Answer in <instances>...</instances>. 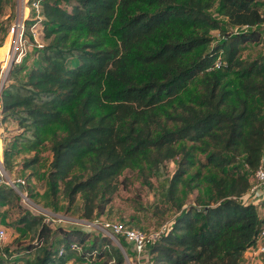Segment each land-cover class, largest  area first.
Masks as SVG:
<instances>
[{
    "label": "trees",
    "instance_id": "16d2710c",
    "mask_svg": "<svg viewBox=\"0 0 264 264\" xmlns=\"http://www.w3.org/2000/svg\"><path fill=\"white\" fill-rule=\"evenodd\" d=\"M42 1L37 62L23 75L25 66L12 67L0 93L1 123L12 119L22 129L4 161L22 147L33 152L24 167L38 163L48 143L52 198L61 192L69 207L79 197L88 220L104 212L125 169L148 184L153 176L177 213L167 231L147 239L144 264H244L264 223L241 199L264 154V55L241 51L260 39L264 0ZM225 24L247 28L226 33ZM211 30L221 33L215 42ZM177 157L169 175L167 162ZM183 186L202 191L186 203ZM11 197L18 194L1 184L0 205ZM17 222L47 243L24 264H86L80 258L94 256L123 264L134 256L111 227L114 238L100 229L88 243L92 228L83 223L54 231L27 210ZM5 250L0 264L19 260Z\"/></svg>",
    "mask_w": 264,
    "mask_h": 264
},
{
    "label": "rangeland",
    "instance_id": "374dc122",
    "mask_svg": "<svg viewBox=\"0 0 264 264\" xmlns=\"http://www.w3.org/2000/svg\"><path fill=\"white\" fill-rule=\"evenodd\" d=\"M21 6V0H8L0 13V64L2 63L9 46L10 26L15 17L19 15ZM28 11L29 3L26 5L25 13L27 14ZM210 11L214 16L223 19L222 16L218 15L215 7H213ZM262 11L264 12V5L262 6ZM224 27L226 28V33H235L243 28H247L246 26L237 28L229 24H225ZM258 29L261 33L259 41L256 43L248 42L245 44L241 51L242 56L252 57L259 53L264 55V22L258 26ZM210 34L213 36V42L221 36V33L218 30H211ZM4 47L7 49H5L3 57L1 58V51ZM36 53L37 52L34 53V51H32L30 57L36 55ZM36 62L37 60L33 63ZM18 65L25 67L28 66L24 60ZM12 67H17V65H12L9 68V71ZM8 79L9 78L7 76L6 80ZM11 80L12 79H9V81ZM21 130L22 129L19 128L15 120L6 119L2 123L0 121V156L2 157L4 168L9 177L20 176L25 179L26 184L23 189L29 192L28 196L30 199L28 202L24 201L19 193V190L9 185L13 191L18 194V197H11L12 200H10L11 202L9 204L0 205V225L3 226L7 232V237L0 244V252H6L5 248L8 250L12 249L11 251L15 252L16 255H10L9 259L20 257L18 261L13 260V264H24L23 259H32L34 253L38 251L39 248H42V245L47 244L45 241L40 244L39 237H31V232L23 227V225L18 224L17 218L23 211L27 210L29 213L42 215L44 220L52 226L54 231L58 226L80 227L84 222L83 220H88L84 216L82 201L79 197H77L74 204L69 207L66 206V199L63 197L61 192H58L54 199L52 198L48 188L46 175V169L50 158L48 143L42 145L41 159L38 163L32 164L33 168L29 166L26 169V167H24V156L19 155L20 153H15L14 155H12V153L9 158V162L7 163L4 161V149H14L13 147L16 144L13 143V136L18 134ZM21 153H23V151H21ZM201 157L203 156L201 155ZM178 160L179 158L177 157V159L169 160L167 162L169 175L177 169ZM148 178L150 180V184L145 181L146 177L139 174L136 169H125L119 175V186L111 197L109 203L106 205L104 212L102 214L94 215L92 219L98 217L100 221L122 222L141 229L147 236H151L158 231L163 223H171L177 212L175 209L171 208L170 203L164 200L161 196V187L155 177L149 176ZM5 185L7 184L5 183ZM183 187L186 189V194L184 195L186 203H191L197 196V193H201L202 191L201 187H194L193 190L187 186ZM34 203L36 205H40L42 208L36 207ZM92 219H90V221H93ZM90 233L91 237H89L88 243L92 242L94 236L102 235L100 228L96 226L92 227ZM109 233V236L113 238L112 232L109 231ZM30 244H35L36 247L29 252L25 251L26 246ZM144 257H147V254H145ZM21 258L23 259L20 260ZM132 258L133 256L126 255L123 264H144L145 262H137V260ZM85 259L86 261H81ZM85 259L81 257L80 262L86 264H102L105 257L94 256L93 259ZM107 264L114 263L108 260Z\"/></svg>",
    "mask_w": 264,
    "mask_h": 264
},
{
    "label": "built area",
    "instance_id": "2783aa9c",
    "mask_svg": "<svg viewBox=\"0 0 264 264\" xmlns=\"http://www.w3.org/2000/svg\"><path fill=\"white\" fill-rule=\"evenodd\" d=\"M22 6L18 16L15 17L10 26V42L5 54V57L0 64V93L6 77L8 75L9 68L12 65L19 64L23 61L24 57L28 54L30 48H42L44 45V14H43V1L42 0H21ZM29 3V11L26 14V5ZM7 184L15 187L19 190L24 201H29L27 190H24L26 181L20 176L9 177L7 174L2 157L0 156V185ZM242 201L255 204L264 218V162L258 166L253 174V180L247 192L241 195ZM48 220V219H47ZM85 228L90 229L92 227H98L107 234L111 227L115 232L124 234L127 240L131 242L132 249L134 251L133 258L137 262L143 261L141 257H144L145 245L147 239L155 240L162 233L168 230V222L163 223L158 231L153 235L147 236L142 230L129 228L123 223L113 221H100L95 218L93 221L83 220ZM95 225V226H94ZM110 234V233H109ZM113 238L114 235L112 234ZM7 237L6 229L0 226V244ZM70 248H79L76 242L70 243ZM252 255L259 256L264 254V223L262 224L259 238L255 244L251 247ZM65 250L64 247H60L58 254H62ZM126 256V255H125ZM132 258V259H133ZM66 264H79L72 263L69 260Z\"/></svg>",
    "mask_w": 264,
    "mask_h": 264
},
{
    "label": "crops",
    "instance_id": "0c3cea01",
    "mask_svg": "<svg viewBox=\"0 0 264 264\" xmlns=\"http://www.w3.org/2000/svg\"><path fill=\"white\" fill-rule=\"evenodd\" d=\"M29 51L30 52H28V55H27V57L25 58L24 57V61H26V63L28 64V66H26L25 68H23V70H22V72H21V74H23V73H25L32 65H34V63L33 62H35V60H34V56H32V57H30L31 56V53H32V51H33V49L32 48H30L29 49ZM37 54V53H36ZM30 64H32V65H30ZM18 148H20V150L18 149L16 152H14L12 155H14L15 153H20L19 155H21V156H24V157H29V156H31L32 155V151H30V150H28V149H24V148H22V147H18ZM21 151H23V153H21ZM49 154H50V158H49V161H50V159H51V152H49ZM262 161L264 162V154H263V159H262ZM14 162H15V160H14ZM29 167V166H28ZM28 167H26V169L28 168ZM30 167H32V165H30ZM48 167V166H47ZM33 168V167H32ZM33 171V170H32ZM29 193V192H28ZM36 194V193H35ZM34 205L36 206V207H40V205H36L35 203H34ZM40 208H42V207H40ZM1 226V225H0ZM243 258H244V264H264V254H262V255H259V256H253L252 255V252H251V249H247L245 252H244V254H243Z\"/></svg>",
    "mask_w": 264,
    "mask_h": 264
},
{
    "label": "bare ground",
    "instance_id": "6f19581e",
    "mask_svg": "<svg viewBox=\"0 0 264 264\" xmlns=\"http://www.w3.org/2000/svg\"><path fill=\"white\" fill-rule=\"evenodd\" d=\"M7 47V46H6ZM6 47H4L3 49H2V54H1V58L3 57V54H4V52H5V49H7Z\"/></svg>",
    "mask_w": 264,
    "mask_h": 264
}]
</instances>
